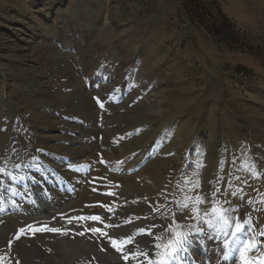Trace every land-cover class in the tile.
<instances>
[{
	"label": "rangeland",
	"instance_id": "rangeland-1",
	"mask_svg": "<svg viewBox=\"0 0 264 264\" xmlns=\"http://www.w3.org/2000/svg\"><path fill=\"white\" fill-rule=\"evenodd\" d=\"M32 5L37 6L33 12L40 9L52 14L60 8L62 11L58 18L59 15L54 14L51 17L55 19L53 25L47 26L38 14L32 15ZM32 16H37L40 23ZM21 37L25 39L21 40ZM28 40L32 45L37 42L53 44L65 57L54 62L48 55L50 59L46 60L44 55L29 47ZM0 66L10 69L5 74L9 76V88L12 87L13 92L18 91L19 83L22 84L16 75H29L35 66L41 68L46 77L45 86L52 94H73L77 87L86 88L97 111L94 118L100 129L92 143L97 144L95 151H101L100 156L107 150L108 141L117 144V140L123 139L126 143L130 140L146 142L144 151L153 159L157 149L171 145L178 148L173 151L174 155L178 153L185 157L186 150L195 146L194 131L197 128L207 132L200 143L205 153L206 145L203 144H209V138L223 148L214 162L206 159L201 151L202 155L196 154L188 165L179 171L178 167L173 170L170 179L176 176L177 185L168 181L169 177L163 178L167 182V191L161 190L160 201H168L169 196L172 201L150 223L138 222L135 226L139 227L135 229L134 220L129 219L130 212L122 210L121 216L125 219L119 221L122 223L115 227L113 237L121 238L120 245H125L123 251L131 254L134 249L144 247L140 239L145 238L149 232L146 228L152 224L162 233L154 238L155 242L167 232L170 239L162 250L163 256H155L148 263H190L186 259L174 263L168 256L177 247L178 233L187 239L188 231L177 232L174 227H189L197 216L198 197L205 185L212 189L225 211L235 206L255 209L254 230L264 229V167L257 159L260 157H253L245 144L256 141L258 135L257 129H252L255 117L250 114L249 107L262 109L258 102L255 104L251 100L262 93L264 99V0H0ZM109 74L114 76L111 83L102 87L87 86L88 79ZM0 84L3 85L1 78ZM7 96L2 97V101H7ZM117 96H124L123 101L114 98ZM16 97H21V92L14 99ZM102 103L105 105L101 106ZM138 106H144L147 111L153 109L157 118L130 125L120 119L114 124L109 122ZM6 108L11 106L0 107V116ZM39 108H34L35 113ZM167 108L171 112L162 115L160 110ZM21 109L22 113L26 112L25 108ZM236 109L237 113H234ZM29 113H24L26 121ZM75 116L79 115L69 113L65 119L75 121ZM5 122L0 120V142L7 148L5 156L10 158L9 164L17 168V174L1 183L7 204L12 199V187L17 186L16 177L12 176H21L34 169L39 149L21 129L5 131ZM164 126H171L170 130L165 132ZM180 148L185 150L184 155ZM172 155L165 150L163 158ZM27 159L30 161L28 166ZM156 168L136 176L142 183L145 197L160 189L159 177L154 178L156 181L148 175L157 170L161 174ZM135 172L130 170L131 174ZM208 177L211 178L207 182ZM95 178L109 182L110 188L117 182V178L102 167L98 168ZM90 200L85 199L82 211L103 213L104 204ZM150 213L152 209L146 204L141 214L148 216ZM103 219L102 216L97 223L103 224ZM14 224L15 221L8 218L5 227L12 229ZM216 231L223 235L227 229L217 227ZM128 237L131 242L126 243ZM94 252L87 257L92 262L95 261ZM5 253L12 258L16 255L15 249ZM8 261L1 260L0 264ZM136 263L141 264L142 260L138 259Z\"/></svg>",
	"mask_w": 264,
	"mask_h": 264
},
{
	"label": "bare ground",
	"instance_id": "bare-ground-1",
	"mask_svg": "<svg viewBox=\"0 0 264 264\" xmlns=\"http://www.w3.org/2000/svg\"><path fill=\"white\" fill-rule=\"evenodd\" d=\"M36 7V5H32L30 8L31 12ZM61 11V8L55 9V13L51 14L48 10L42 12L38 9L32 15L38 14L43 18L47 26H51L55 20L51 19V17L54 14L59 15L57 18L60 17ZM32 17L34 21L40 23V19L37 16ZM24 39L25 37H21V40ZM30 43L32 42L28 40L27 44ZM30 46L31 49H34V52L38 51L44 55L46 60L51 58L55 62L61 57H65L56 50L53 44L45 45L37 42V45L30 44ZM48 55L50 58L47 57ZM33 68L29 75L28 73L16 75L19 81H22V84L19 83L18 91L13 92L12 87L9 88V76L5 74V71L10 69L7 66H0V78L3 82V85L0 84V107L11 106L10 109L2 110L0 120L6 121L3 128L5 131L21 129L23 133L31 137V140L34 141V144L39 149L38 160L34 164V169L32 168L29 172L22 173L21 168V176H12L16 177L17 186L12 187V199L6 204L7 199L3 195L1 183H6L5 179H10L11 175L17 174V168L9 164L11 162L10 158L5 156L7 148L0 142V169H2L0 171V261L9 260L6 264H76L77 262V264H137L136 260L140 259L142 260L141 264H149L148 262L151 258L163 256L162 250L167 247L166 244L169 242L170 235L168 232L163 233L155 242L154 238H157L162 233L155 230L152 224L148 228L145 226L149 232L145 235V238L142 237L140 239V244L144 247L136 248L130 254L127 251H123L124 244L113 246L110 239L119 242L121 240V238L113 237V231H115L116 226L122 223L119 221L125 219L121 216L122 210L125 209L130 212L129 219L134 220L133 226L139 224L138 222L150 223L152 218L158 212L166 210L172 201L169 195L168 201H160L161 190L167 191V182H164L163 178L167 176L169 177L168 181L177 185L175 182L176 176L170 179L173 170L178 167L177 171H179V168L188 165L191 160H194L196 154L202 155L203 153V155H206V159L214 162L216 155L222 152L223 148L217 146L219 143L211 142L209 138V144L208 142L203 144L206 145L205 153L200 143L206 137L207 132L197 128L194 131L196 141L193 145L195 146L192 147L193 149L191 148L192 151L191 149L186 150L187 154L185 157L178 153L175 154V157L173 151L177 147L171 145L170 147L164 148L163 146V148L157 149V156L155 155L154 159L150 158V155H147V151H144L146 142L135 141L134 139L135 143L132 140L126 143L122 141L123 139L117 140V144L108 141L106 143L107 150L102 151L104 153L100 156L101 151H95L97 144L92 143L95 134L100 129L96 126L98 122L94 118L97 111L92 103L93 99H90L91 95H89L86 88L83 87V90L77 87L73 94H52L48 91L49 87L47 89V86H45L46 77L41 68L36 66ZM112 68L114 70L115 67L112 66ZM109 71L111 73V70ZM71 73L74 74V70ZM113 77L112 74H109L104 77L88 79L87 86L102 87L104 84L111 83ZM18 92H21V97L14 99ZM171 92L173 91L171 90ZM6 95H9L7 96L9 99L2 101V97ZM261 96H255L251 101L255 104L258 102L262 109L255 110V108L249 107L250 114L253 113L255 117L252 119L255 120V125H253V128L252 126L250 127L254 131L257 129L258 135L255 136L257 140L245 142V144L253 157H260L257 159L264 167V99ZM123 97L117 96L114 98L122 102ZM232 101L236 102V100ZM244 101L245 99L238 106L239 110L242 109ZM103 104L105 105V103ZM38 107H40L39 111L35 113L34 108ZM143 107H135L129 110L128 114L122 117L118 116V118L115 117L109 122L114 124L113 122L119 119L125 120L128 124L139 120H148L149 122L150 119L158 116H155L153 109L147 111ZM21 108H25L26 112L24 113H31H29L28 121H26V114L21 112L23 110ZM168 111L171 112L167 108L160 110V113L164 115ZM69 113H75L79 116H75V121H67L65 115ZM234 113H237V109ZM10 115H12L11 119L8 118ZM80 116L82 118H78ZM156 122L157 124L159 123L157 120ZM168 126H164L163 130L165 132L170 130L171 126ZM153 132L150 133L153 134ZM215 146L216 149H214ZM165 150L173 155L169 158H163ZM257 150L260 153H256ZM181 152H183V155L185 154V150L181 149ZM68 158L70 160L66 161ZM25 161L26 166H28L30 161L28 159ZM84 164H89L87 170L80 168ZM115 166H118L117 170H113ZM156 166L160 169L161 174L157 170L158 172L153 173L152 171L148 175L153 179L157 178L156 176L159 177L158 184L160 189L155 192L151 191V195L145 197L142 183L136 176L142 175L143 171L154 169ZM100 167L117 178V182L111 188L108 184L109 182L95 178V173ZM134 167L139 168L136 170L137 172L134 171L135 173L131 174L130 170ZM41 170L44 172H41ZM92 178L95 179L92 180ZM210 178L208 177L206 181L208 182ZM85 199L87 202L88 199H93L104 204L105 208L103 213H101L104 218L103 224L97 223L100 221L90 220V213L82 211ZM146 204L150 206L152 213L148 216H143L141 211L142 208L146 207ZM197 207V216L194 217L188 228L174 227L175 231H184V233L188 231V234L184 246L185 250L169 254V260L174 263H180L186 259L190 262L188 264H264V229L254 230L257 216L255 209L250 210L249 208L245 209L235 206L231 207L229 211H225L217 202L212 189L206 185L198 197ZM80 217L85 219H80ZM8 218L15 221L12 229L5 227V222L8 221ZM225 220L228 221L227 224L224 223ZM40 223L57 226L61 231L60 233H34L30 237L22 236L14 239L18 231L28 230L31 226ZM237 225L241 226L239 231H237ZM137 227L139 225L134 228L136 229ZM217 227L227 229V232L225 231L221 235L216 231ZM91 229H100L102 232L105 231L104 233H107V235H101L100 232H92ZM156 229L158 228L156 227ZM81 233L83 234L81 235ZM246 248L247 250H245ZM11 249H15L16 253L13 258L5 253L6 250ZM91 252H94V262L87 259Z\"/></svg>",
	"mask_w": 264,
	"mask_h": 264
},
{
	"label": "snow or ice",
	"instance_id": "snow-or-ice-1",
	"mask_svg": "<svg viewBox=\"0 0 264 264\" xmlns=\"http://www.w3.org/2000/svg\"><path fill=\"white\" fill-rule=\"evenodd\" d=\"M97 99L99 100V98H97ZM101 106H103V105L101 104ZM0 171H2V169H0ZM80 219H85V218L84 217H80ZM91 219L99 220L100 217H91ZM224 223L227 224L228 221L225 220ZM240 227H241L240 225H237V231L240 230ZM45 230H50V231H55V232H59L60 231L59 229H55V228H52V229H47L46 228ZM91 231L92 232H100L101 235H107V233L102 232V230H100V229H91ZM64 234H67V233H64ZM82 234L83 233H81V235ZM129 242H131V240H129ZM185 243H186V240L184 239L183 234H179L178 233L177 234V240H176L177 247L173 248V252L174 253H178L179 251H184L185 250V248H184V244ZM112 244H113V246H116L117 242L113 240ZM245 250H247V248ZM242 256H243V253H242ZM125 259H127V257H125Z\"/></svg>",
	"mask_w": 264,
	"mask_h": 264
}]
</instances>
